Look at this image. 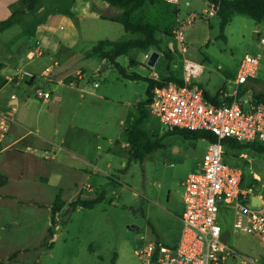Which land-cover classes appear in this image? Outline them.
Instances as JSON below:
<instances>
[{
  "label": "rangeland",
  "instance_id": "obj_1",
  "mask_svg": "<svg viewBox=\"0 0 264 264\" xmlns=\"http://www.w3.org/2000/svg\"><path fill=\"white\" fill-rule=\"evenodd\" d=\"M40 3L45 10L39 7L11 32L8 48H13L16 58L24 59L27 48L34 49L40 40L53 49L44 59L46 66H53L54 73L59 70L54 62L62 60L60 66H69L62 75L70 79L54 84L52 73L50 82L41 87L52 97L41 103L31 88L25 99L35 110L21 101L13 114L14 124L6 137L19 117L31 115V122L18 130L19 135H27L25 141L0 156V185L9 181L7 187H0V195H8L0 198V264H142L137 253L147 243H179L183 184L200 170L208 147L204 139L170 135L151 113L143 127L161 146L142 161L132 157L126 131L141 117L140 110H145L148 83L144 79L153 74L181 77L186 58L203 68L195 83L217 98L237 90L234 82L246 55L261 56L260 68L240 88L239 100L264 96V47H259L264 20L258 24L234 15L225 29V41L218 17L202 18L208 0L147 3L132 18L158 27L160 48L170 51L171 59L157 48L131 50L117 62L127 75L140 77L132 80L112 63L89 56L102 40L142 39L110 21L120 9L103 0ZM193 15L199 18L183 31L187 52L182 54L173 33L179 21ZM155 52L160 57L151 68L148 62ZM24 66L31 70L27 60ZM79 72L85 74L81 81L76 78ZM30 142L35 145L28 150ZM224 161L242 169L243 187L253 189L264 204V155L249 148H227ZM101 195L104 199L93 209L71 208L79 197L90 201ZM55 203L63 208L52 224ZM219 223L226 242L239 255L227 264H262L264 245L252 235L233 233L230 207H223Z\"/></svg>",
  "mask_w": 264,
  "mask_h": 264
},
{
  "label": "built area",
  "instance_id": "obj_2",
  "mask_svg": "<svg viewBox=\"0 0 264 264\" xmlns=\"http://www.w3.org/2000/svg\"><path fill=\"white\" fill-rule=\"evenodd\" d=\"M165 1L173 5L180 3V0ZM219 8V1L210 3L208 9L203 11L202 18L217 17ZM198 18L193 15L179 21V28L173 33L182 54L187 52L183 31ZM37 46L29 59L42 56V48L39 44ZM259 46L264 47L262 33L259 34ZM261 59V56H245L235 80L237 90L229 97L232 100L218 106L208 101L204 90L195 83L203 72L202 66L186 58L180 77L181 85L170 82L164 87L155 88L150 111L161 124L168 130L208 132L215 136L216 141H207L208 147L200 170L189 175L183 184L184 211L180 218L182 230L179 243L175 246L147 243L137 253L142 264H227L228 261L236 260L239 255L226 242L219 223L223 207H230L233 212L234 234L252 235L264 245V204L256 201L253 205L254 191L243 187L242 169L224 161L228 140L243 145H264V105L256 104L252 98L243 102L239 100L240 88L256 76ZM52 73V67H47L39 75L21 67L16 70L12 81L26 84ZM84 76V73L79 72L76 78L81 81ZM73 84L70 82L71 86ZM95 87L98 85L95 84ZM35 91L38 100L48 101L52 97L49 91L40 88ZM246 105L248 109H245ZM12 124L14 116L0 112V143L5 140ZM45 157L49 158V155Z\"/></svg>",
  "mask_w": 264,
  "mask_h": 264
},
{
  "label": "trees",
  "instance_id": "obj_3",
  "mask_svg": "<svg viewBox=\"0 0 264 264\" xmlns=\"http://www.w3.org/2000/svg\"><path fill=\"white\" fill-rule=\"evenodd\" d=\"M111 7L120 9L121 13L110 18V21L118 22L122 24L127 32L133 34H138L142 36V39L130 40L124 42H115L110 40L99 41L98 44L92 49L89 56H96L104 62L112 63L119 72L128 79L138 80L140 77L138 75H127L126 71L118 64L117 59L121 56L128 55L131 50H149L152 48H157L158 52H163L164 55L171 59L170 51H162L160 48V41L157 38V33L159 31L158 27L147 23L145 21H135L132 15L143 8L147 3L155 4L158 0H103ZM209 4L214 2H220V8L218 11V19L220 20V30L221 38L226 41V36L224 34L226 27L232 21L234 15L240 14L249 17L258 24L264 20V0H208ZM24 9L22 11L15 12L8 20L0 22V33L13 27L18 20V17L25 12H35L38 10L40 5V0H23ZM106 19V18H104ZM109 20V19H107ZM134 61H131L133 63ZM3 63L0 62V72L3 69ZM37 79H33L31 82H35ZM148 83V89L146 92L147 99L143 105L145 110H140L141 117L135 122L133 126L127 129L126 138L128 143L131 145L132 157L137 160H144L147 156L151 155L155 149L161 145L158 142H153L152 138L155 135H151L146 132L143 127L144 121L149 114L150 105L153 102V92L156 87H164L170 82H176L181 85L182 81L180 77L170 74L168 76H163L159 80L152 78L144 79ZM31 84V83H30ZM42 89L41 87H38ZM205 98L213 103L214 105H220L217 102V98H211L210 95L204 91ZM253 101L256 104L264 105L263 95H253ZM231 98H226V101H231ZM141 108V107H139ZM146 108H148L146 110ZM170 135H179L188 140L204 139L206 141H216L215 136L211 133L204 131H189L181 129L169 130ZM227 148H249L256 153L264 155V145L259 143L243 145L234 140H228L226 142ZM3 142L0 143V152L3 150ZM104 196H97L93 200L87 201L82 198H78L76 201L71 203L72 209H77L82 207L85 209H93L99 203L102 202ZM59 200V198H58ZM63 208L62 204H57L52 208V224L55 223V216L58 214L60 209ZM262 264H264V258L262 259Z\"/></svg>",
  "mask_w": 264,
  "mask_h": 264
},
{
  "label": "crops",
  "instance_id": "obj_4",
  "mask_svg": "<svg viewBox=\"0 0 264 264\" xmlns=\"http://www.w3.org/2000/svg\"><path fill=\"white\" fill-rule=\"evenodd\" d=\"M40 2H41V0H40ZM39 7H40V10H42V11L45 10L43 7H41V3L39 5ZM23 9H24L23 0H0V22L8 20L15 12L22 11ZM35 12L23 13L22 15H20L18 17L17 23L13 27H11L10 29L6 30L3 33H0V62L3 63V65H4L3 69L0 72V112L10 113V110L12 108V115H13L14 113L17 112L16 111L17 107L19 106L21 101L23 102L25 107L32 108V111H34L35 106L33 104H31L28 100L25 99V95H27L28 91L31 88L36 89V88L42 87V85L50 82V81H48V78H50L51 76H48L45 78H37V80L35 82H33V83L28 82L26 84L17 83L16 81H12L13 80L12 78L14 77L16 70L18 68H21L22 64L23 65L25 64V60L28 61V66H29L28 68L31 69L30 71H32L38 75L48 67L45 64L44 59L49 53H51L53 51V49H52V47L43 46V44L40 40L37 41V44L34 47V49L27 48L26 56L24 59H22L21 56H18L16 58L15 54L13 53V48H11V47L8 48V42L7 41H11V39L13 37V35H11V32L16 30L20 26H23V20L27 19L30 14H33ZM32 30L34 31V29H32ZM46 34L49 35L50 33L47 32ZM38 44L42 48V51H43L42 56L41 57H35L33 59H29V55H31L30 53L32 51H35V49L38 47L37 46ZM19 59H20V61L22 59V64L20 66H19V64L16 66V63ZM61 61L62 60H59V61L56 60L54 62V67L59 66V70L53 73L55 76V77H53V81H55L54 84H58V83H61L63 80L70 79V77L65 78V75H62L63 72H67L66 70H67V68H69V66H68V64H65L64 66L63 65L60 66ZM51 67H53V66H51ZM24 68H26V66H24ZM161 77H163V76L153 74V76L151 78L152 79L157 78L159 80ZM38 80H40V81H38ZM37 81L39 83H37ZM201 88L204 91H206V89H204L203 87H201ZM235 92L236 91H234L232 94H228V95L224 94L222 97L217 98V102L220 104L223 103L224 101H226V98L231 97L232 95L235 94ZM12 96H15V98L12 99ZM38 101L41 103H44V104L47 102V101H42V100H38ZM30 119H31V115L29 118L26 114L22 117V119L19 117V119L17 120L18 122H16V126H14L12 128L11 133H9V136L6 137V139H5L7 141V144L5 143L3 150L0 152V156L5 152L8 153L15 145H18V144L25 141V138L27 135H23V136L19 135L18 130H21V129L25 130V128H27V125L29 124V122H31ZM36 123H37V120H36ZM43 140L45 142L49 141L45 138H43ZM32 145H35V144H33V142H30V144H28L27 149L30 150V148H32ZM127 145L128 144H126V146ZM3 162H6V161H2L1 164H3ZM0 172H3V171H0ZM8 183H9V181L3 182V184L0 185V187H2L1 189H4L5 187H7ZM2 195H4V194H2ZM2 195H0V198ZM4 196H8V195H4Z\"/></svg>",
  "mask_w": 264,
  "mask_h": 264
},
{
  "label": "water",
  "instance_id": "obj_5",
  "mask_svg": "<svg viewBox=\"0 0 264 264\" xmlns=\"http://www.w3.org/2000/svg\"><path fill=\"white\" fill-rule=\"evenodd\" d=\"M159 57H160V54L158 53V52H155L153 55H152V57L150 58V60H149V62H148V66L149 67H151V68H153V67H155V64H156V62H157V60L159 59ZM229 105V103H227V106ZM261 202V200L259 199V198H257V197H255L254 199H253V205H255V202Z\"/></svg>",
  "mask_w": 264,
  "mask_h": 264
}]
</instances>
